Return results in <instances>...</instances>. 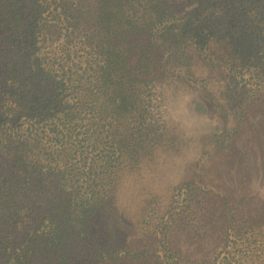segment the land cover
<instances>
[{"label":"trees","instance_id":"obj_1","mask_svg":"<svg viewBox=\"0 0 264 264\" xmlns=\"http://www.w3.org/2000/svg\"><path fill=\"white\" fill-rule=\"evenodd\" d=\"M163 84L220 121L168 201L125 202L186 144ZM259 108L264 0H0V264H264V220L219 174L244 134L243 161L263 150Z\"/></svg>","mask_w":264,"mask_h":264},{"label":"rangeland","instance_id":"obj_2","mask_svg":"<svg viewBox=\"0 0 264 264\" xmlns=\"http://www.w3.org/2000/svg\"><path fill=\"white\" fill-rule=\"evenodd\" d=\"M152 91V97H154V94L160 95V92L166 94L169 106L165 107L167 112L165 118L173 126L174 131L180 134L179 136L186 144L179 152L170 156L166 161L164 160V163L155 172H152L150 168L143 169L145 173L141 174H144V178L147 177L146 179H140V181L132 179L130 186L141 185V187L139 190L129 192L125 197V202L127 200L133 202L138 200L140 196H146L150 192L162 194L168 201L174 187L192 175V163L197 160L201 151L196 144V139L220 121L217 111L212 108L208 114H195L191 105L192 90L185 88V86L178 85L176 89H172V86L163 84V86ZM163 109L162 105L160 110ZM255 116L264 128V108H259L253 117ZM251 144L248 135L241 136L237 141L233 161L223 166L219 174L224 177V181L228 184L238 186V189L242 192L246 190L250 199L248 197L244 210L264 220V148L260 153L254 151L255 153L248 161H243V156ZM249 169L252 170L250 177L252 179L247 181L244 175H247ZM135 220L137 219L131 221ZM223 224L224 220H219L218 225H216L217 229L219 230L218 227ZM124 228L127 236H133L136 232L131 226H124ZM179 238L180 248L183 252L188 254L191 251H202L200 247L188 245V237H186V240L182 239L183 236Z\"/></svg>","mask_w":264,"mask_h":264}]
</instances>
